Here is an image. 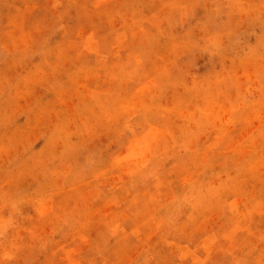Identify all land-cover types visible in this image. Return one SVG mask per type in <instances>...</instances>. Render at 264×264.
<instances>
[{
  "label": "rangeland",
  "instance_id": "374dc122",
  "mask_svg": "<svg viewBox=\"0 0 264 264\" xmlns=\"http://www.w3.org/2000/svg\"><path fill=\"white\" fill-rule=\"evenodd\" d=\"M0 264H264V0H0Z\"/></svg>",
  "mask_w": 264,
  "mask_h": 264
}]
</instances>
